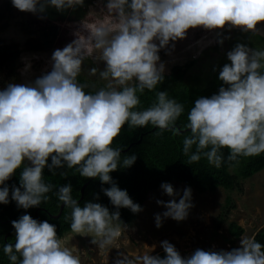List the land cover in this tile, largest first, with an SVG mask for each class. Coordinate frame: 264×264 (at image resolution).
<instances>
[{
  "label": "clouds",
  "instance_id": "1",
  "mask_svg": "<svg viewBox=\"0 0 264 264\" xmlns=\"http://www.w3.org/2000/svg\"><path fill=\"white\" fill-rule=\"evenodd\" d=\"M10 2L41 21L52 12L72 14L88 4V0ZM92 4L102 15L91 23L76 22L74 38L52 50L40 75L0 86V204L15 202L17 209L25 210L10 221L14 242L2 244L3 255L9 264H82L78 248H70L67 238L59 236L56 223L27 212L47 203L52 193L69 210L64 221L72 239L90 237L95 249H117L112 264H264V242L247 235L239 236V245L228 249L197 247L182 254L164 239L158 242L163 255L155 251L156 244L150 251L130 254L119 242L130 241L129 233L137 229L122 219L121 209L137 215L144 207L111 175L132 167L137 159L135 153L122 158L123 145L113 147L125 126H152L159 130L157 135L186 132L182 154L188 165L203 158L219 169L222 149L228 150L227 160L236 163L264 154V47L251 44L253 37L264 36V0H93ZM197 30L205 35L194 42L198 50L193 59L212 45L223 50L233 32L243 39L224 51L222 65H213L220 82L217 91L197 96L186 123L178 127L185 105L167 89L157 90L169 71L160 53L172 56L177 43ZM22 59L23 74L31 63ZM86 61H91L86 76L102 81V86L79 79ZM146 90L155 92V98L141 107L140 96ZM45 169L61 178L71 172L98 180L100 191L81 204L72 195L71 183L46 181ZM14 176L18 184L10 185ZM159 188L169 199H155L164 209L153 214L155 227L161 228L167 219L186 220L195 206L192 188H177L170 182H161ZM101 193L107 205L100 202Z\"/></svg>",
  "mask_w": 264,
  "mask_h": 264
},
{
  "label": "rangeland",
  "instance_id": "2",
  "mask_svg": "<svg viewBox=\"0 0 264 264\" xmlns=\"http://www.w3.org/2000/svg\"><path fill=\"white\" fill-rule=\"evenodd\" d=\"M4 2L5 0H0V42L17 47L19 57L14 65L13 75L0 78V86L10 80L21 82L40 75L41 71L47 68V59L52 50L64 46L74 38L72 31L78 22L60 24L61 36L64 38L62 43L34 48L38 45H44L39 35L40 22L30 13L20 12L14 7L11 10L6 9ZM101 15L95 5L92 4L82 20L91 23ZM236 34L240 39H243L241 34L233 32V39L225 42L223 50L212 45L206 47L202 55L193 59V54L198 50V46L194 42L205 34L199 30L190 32L188 39L177 43L172 56L165 55L163 51H161L160 56L162 60L168 62V73L173 66H183L192 61L186 70L184 82L187 85H193L197 82L202 84L210 78H216L217 74L212 71V67L213 65H222L225 62L224 51L234 44ZM260 37L264 39V36ZM262 43L264 44V41ZM190 45L192 47H189ZM22 57H26L31 63V69L23 74L25 61ZM90 65L91 61L85 62V75L86 69ZM100 67H103L102 63ZM87 78L92 83L103 84L95 77ZM169 182L177 188L187 186L183 182ZM192 193L195 206L190 210L188 218L181 222L167 219L163 226L157 229L154 225L153 214L162 212L164 209L156 205L155 199L167 200L169 198L161 195L159 186L150 190L143 202L144 211L139 213L138 218L130 223L134 224L137 230L129 233L130 241L121 240L119 246L125 248L130 254H136L137 252L150 251L153 244H156L155 251L163 255L158 242L168 239L176 245L182 254L190 253L197 247L208 249L215 246L216 248L228 249L239 245V237H234L228 232L230 222H234L244 229L241 235L250 237L264 225V169L246 179H241L238 185L231 190L217 187L212 192L200 193L192 188ZM227 196L231 198L229 202H226ZM224 217L225 220L222 221ZM217 224H220L219 227ZM225 237L231 238L233 241L228 242L224 239ZM61 238H67L66 243L70 248L74 250L78 248L77 254L80 255L82 264H112L118 251L115 248L109 251L107 249L103 251L95 249V246L89 243L90 237L75 236L72 239L70 231L65 232ZM120 251H124V249H120Z\"/></svg>",
  "mask_w": 264,
  "mask_h": 264
},
{
  "label": "trees",
  "instance_id": "3",
  "mask_svg": "<svg viewBox=\"0 0 264 264\" xmlns=\"http://www.w3.org/2000/svg\"><path fill=\"white\" fill-rule=\"evenodd\" d=\"M93 0H88L84 9H79L75 13L60 15L52 12L48 19L39 20L40 22L39 35L42 39V46L34 48L49 47L55 43H62L64 38L61 36L62 32L60 24L64 22H76L85 18L89 6ZM5 8L11 10L13 6L10 0H5ZM61 32V33H60ZM240 34V33H238ZM240 39L236 34L234 43ZM251 44L254 47H264L262 43L264 39L260 36L252 38ZM41 43V44H42ZM260 45H259V44ZM19 57L17 47L12 44H5L0 42V78H7L14 73V65ZM191 62L183 66L176 65L171 68V71L166 74L165 82L158 86L157 90L167 89L171 97L176 98L179 102L185 105V113L177 120L178 127H182L186 123V114L188 109L192 106L193 100L199 95H210L217 91L220 82L216 78H210L204 83H194L187 85L184 82L186 70L189 68ZM81 81L87 79L86 75L79 77ZM97 86H102V83H96ZM88 89H86L87 91ZM155 98V92H148L147 90L140 96L141 107H147ZM158 129L149 126L147 128H129L125 126L121 130L113 144V147L120 145L124 146L122 158L126 154L135 153L137 159L134 165L130 168L112 172V177L118 182L119 187L126 189L134 201L143 206L147 194L150 190L156 189L161 182L177 181L183 182L187 186L194 188L196 191L202 193L206 191H214L217 187L231 190L236 187L241 179H246L258 171L264 169V154L259 157L241 158L239 163L229 162L227 160L228 150L222 149L224 162L219 169L209 165L206 159H201L198 163L188 165L187 157L182 154V135H173L171 132H164L162 135H157ZM64 169H60L62 171ZM19 175V171L17 172ZM45 180L51 181L54 184L71 183L73 186L72 195L75 199L80 200L81 204L84 200H91L94 192L100 191V182L98 180L85 179L77 175H69L67 178H61L58 174L51 175L45 169ZM18 184V177L14 176L8 182ZM83 187V189H82ZM107 187V185H105ZM82 189V191H81ZM51 199L47 203H42L39 207L28 209L27 212L33 218L38 220L48 219L49 222L57 224V231L60 237L70 231L69 224L64 221V215L69 211L62 208L59 212L60 202L52 193L48 194ZM231 200L230 196L226 197V202ZM100 202L108 204V199L102 193L100 194ZM109 207H111L109 205ZM25 210L17 209L15 202H10L7 205L0 204V264H9L7 257L3 255L2 244L4 242H14V229L10 221L17 219L19 215L23 214ZM122 219L131 223L135 221L139 214L133 215L127 209H121ZM227 215V214H225ZM225 217L222 218V221ZM220 224H217L219 227ZM244 229L230 222L228 225V232L234 237H239ZM258 241L264 242V225L260 227L253 235ZM226 241H233V239L225 237Z\"/></svg>",
  "mask_w": 264,
  "mask_h": 264
},
{
  "label": "water",
  "instance_id": "4",
  "mask_svg": "<svg viewBox=\"0 0 264 264\" xmlns=\"http://www.w3.org/2000/svg\"><path fill=\"white\" fill-rule=\"evenodd\" d=\"M82 189H83V187H82ZM82 189H81V191H82ZM62 206H60V208H59V212L56 214L57 216L60 214V212H61V210H62Z\"/></svg>",
  "mask_w": 264,
  "mask_h": 264
}]
</instances>
